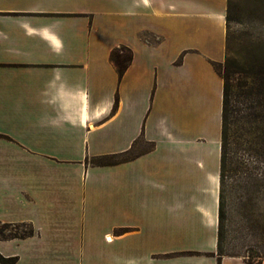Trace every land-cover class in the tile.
<instances>
[{"label":"crops","instance_id":"obj_1","mask_svg":"<svg viewBox=\"0 0 264 264\" xmlns=\"http://www.w3.org/2000/svg\"><path fill=\"white\" fill-rule=\"evenodd\" d=\"M224 15L217 0H0V223L33 232L0 255L246 264L218 255Z\"/></svg>","mask_w":264,"mask_h":264},{"label":"rangeland","instance_id":"obj_2","mask_svg":"<svg viewBox=\"0 0 264 264\" xmlns=\"http://www.w3.org/2000/svg\"><path fill=\"white\" fill-rule=\"evenodd\" d=\"M224 3V64L233 71L222 180L218 253L247 264L264 263V0ZM153 41H156L153 37ZM127 55V49H118ZM224 82V81H223ZM256 128H260L256 130ZM113 162V159L92 160ZM0 223V238L28 232Z\"/></svg>","mask_w":264,"mask_h":264},{"label":"trees","instance_id":"obj_3","mask_svg":"<svg viewBox=\"0 0 264 264\" xmlns=\"http://www.w3.org/2000/svg\"><path fill=\"white\" fill-rule=\"evenodd\" d=\"M123 49V48H121ZM127 55H122L118 52V50H114L111 52L110 56L114 62V64L117 67L118 73L122 74L123 71L125 70L127 63L130 61V51L127 50ZM214 70L216 73L221 77V79L224 81V86H223V103H222V131H221V166H220V205H219V224H218V251H219V236H220V229H221V222L223 218L222 214V180H223V172L225 168V144L227 140V130H228V117H229V88H230V77L233 74V71L231 68L228 66V63L226 62L223 66L224 68V74L223 76L220 74V71L218 70V67L220 69L221 65L218 64H212ZM260 129V128H259ZM256 128V130H259ZM0 139H6L5 136L0 135ZM116 161L113 162H101V163H96L97 165H112L115 164ZM32 231L29 230L28 232H23L21 234H10L8 236H1V239H8V238H25L27 236L32 235ZM219 256H222L218 253ZM17 258L16 257H3L0 255V264H16ZM219 264V262H218ZM247 264V263H246Z\"/></svg>","mask_w":264,"mask_h":264}]
</instances>
